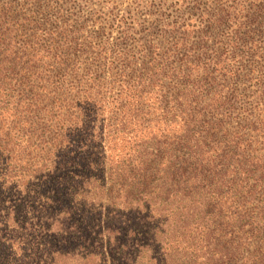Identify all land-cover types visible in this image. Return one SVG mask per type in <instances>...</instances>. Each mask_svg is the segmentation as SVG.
Masks as SVG:
<instances>
[{"label":"trees","instance_id":"1","mask_svg":"<svg viewBox=\"0 0 264 264\" xmlns=\"http://www.w3.org/2000/svg\"><path fill=\"white\" fill-rule=\"evenodd\" d=\"M187 2L0 0V264H264V0Z\"/></svg>","mask_w":264,"mask_h":264},{"label":"rangeland","instance_id":"2","mask_svg":"<svg viewBox=\"0 0 264 264\" xmlns=\"http://www.w3.org/2000/svg\"><path fill=\"white\" fill-rule=\"evenodd\" d=\"M58 1V0H56ZM64 8V13L73 12L78 18L79 22L86 27L87 32L97 30L98 23L103 17L106 23H112L115 20L114 16H123L127 13H131L137 18L138 22L149 26L153 24L157 19V9L160 2L166 1V3L178 5V0H142V2L136 3L139 0H61ZM181 1V0H179ZM196 2L208 3L209 0H188L185 4L189 3L190 7H193ZM183 6V5H182ZM181 7V6H180ZM101 16V17H100ZM100 17L98 23H95L94 18ZM197 18V16H196ZM86 32V33H87ZM113 37H118L117 29L113 31Z\"/></svg>","mask_w":264,"mask_h":264}]
</instances>
